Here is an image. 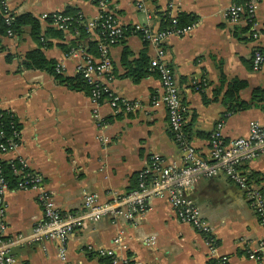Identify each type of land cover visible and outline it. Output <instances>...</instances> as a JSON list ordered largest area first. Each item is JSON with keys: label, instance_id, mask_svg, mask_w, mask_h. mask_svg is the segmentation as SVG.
Returning a JSON list of instances; mask_svg holds the SVG:
<instances>
[{"label": "crops", "instance_id": "1", "mask_svg": "<svg viewBox=\"0 0 264 264\" xmlns=\"http://www.w3.org/2000/svg\"><path fill=\"white\" fill-rule=\"evenodd\" d=\"M136 1L110 0L109 9L121 25L147 24L158 31L163 13L194 18L196 24L188 34L168 37L163 48L185 108V134L199 157L208 159L209 140L219 124L224 141L246 136L252 122L264 126V102L230 114L223 98L232 80L247 85L238 94L241 102L249 103L255 89L264 90V67L252 70V56L256 50L264 51V40H253L245 22L232 24L223 16L236 0H141L149 20L136 8ZM6 4L15 16L27 13L37 19L43 41L33 40L28 26L12 37L0 33V110L5 117L13 116L19 134L17 149L0 156L1 162L24 160L28 172L43 180L62 214L79 213L84 193L95 194L101 204L110 202L111 194L129 193L152 157L165 165H184L165 108L151 104L152 97L160 95L158 75L149 69L137 83L124 77L125 50L128 62L135 64L143 55L149 64L154 48L136 35L110 48L111 77L98 78L99 82L120 100L140 105L133 112H114L108 101L96 104L90 94L68 89L45 71L23 68L25 55L40 49L62 68L63 76L74 77L82 56L66 54L63 47L75 36L44 34L53 27L41 16L69 7L92 18L98 11L95 4L91 0H6ZM256 5L255 24L262 29L264 0H256ZM87 38L98 43L94 33ZM73 49L85 52L83 47ZM89 55L93 62L98 56ZM240 170L247 179L257 175L249 181L264 195V156L244 163ZM14 176L18 183L5 197L6 239L29 235L43 219L37 192L21 189L20 176ZM187 197L207 221L218 253L228 256L231 264H253L248 253L264 243V226L249 207L246 193L219 175L199 179ZM147 208L134 221L104 218L76 229L66 241L64 259L53 241L15 244L11 253L17 264H107L108 252L116 261L129 259V264H213L203 238L177 219L166 199H152ZM258 256L264 264V250Z\"/></svg>", "mask_w": 264, "mask_h": 264}, {"label": "built area", "instance_id": "2", "mask_svg": "<svg viewBox=\"0 0 264 264\" xmlns=\"http://www.w3.org/2000/svg\"><path fill=\"white\" fill-rule=\"evenodd\" d=\"M97 14L86 18L81 13L76 21L87 33H94L97 37L98 56L93 62L92 57L81 49H71L70 55H81L83 63L77 66L80 74L87 84L91 86L90 98L100 104L108 101L114 112H133L139 108L136 101L120 100L112 94L107 86L101 84L98 78L110 79L112 64L109 50L121 43L126 36L136 35L145 44L154 48L155 55L149 61L150 71L156 73L160 82V95L152 97V106L162 105L165 108L169 130L173 139L183 152L184 165H165L158 157H152L149 165L137 176L136 188L129 193L118 196L111 194L108 203L101 204L98 197L92 193L83 194L82 210L75 214H62L54 206L53 200L43 187V180L30 174L24 160L18 159L9 162L14 175L21 178V189H33L38 194V201L43 211V219L37 223L29 235H17L13 239L5 238V216L7 210L6 193L9 189L8 181L3 174L0 161V264H17L16 258L11 253V246L24 243L53 241L59 245V254L64 259L66 241L76 229L87 224L95 223L104 218L112 222L124 220L134 221L138 216L145 214L147 205L152 199H166L173 208L177 219L192 228L203 238L208 247L213 264H231L226 255L218 253V246L211 236L207 221L201 216L198 207L187 197V193L201 178H214L223 175L230 182L243 190L248 199V205L254 212L259 223L264 226V195L241 172V166L264 156V126L258 122L249 125L247 135L224 141L221 134V125L213 132L209 140L208 159L199 157L186 137L184 130L185 108L182 106L179 89L171 67L164 61L165 51L163 44L170 36H184L195 26V22L188 26H179L172 15L167 28L154 31L147 24H136L132 27L121 25L113 12L109 9L110 0H91ZM135 6L150 19L149 13L144 9L142 1L137 0ZM256 0H246L243 3L232 4L224 11V18L232 24L245 22L253 40H264V27L259 29L255 24ZM0 12L4 23L10 26L13 19L9 12L6 0L0 3ZM63 33H70L69 27L73 18L63 16L61 13L44 14L41 19ZM97 30V31H96ZM71 34V33H70ZM8 37L14 36L9 29ZM41 41L43 39L41 38ZM264 67V55L256 50L252 56V70L260 71ZM56 72L61 74L62 68L57 65ZM104 96V97H103ZM8 119L9 134H5L4 120ZM13 116L5 117L0 110V156L14 152L19 145V134L14 126ZM103 126V124H101ZM253 185V186H252ZM118 241V240H117ZM264 250V243H260L257 250L249 252L248 258L253 264H263L258 252ZM111 258V264H129V259L123 258L116 261L111 252L106 253Z\"/></svg>", "mask_w": 264, "mask_h": 264}, {"label": "trees", "instance_id": "3", "mask_svg": "<svg viewBox=\"0 0 264 264\" xmlns=\"http://www.w3.org/2000/svg\"><path fill=\"white\" fill-rule=\"evenodd\" d=\"M246 0H236V3H243ZM80 12L67 7L61 14L63 16H68L73 18V23L69 27V32L75 36V39L71 41L69 46L63 47L66 54L70 53V50L76 47L85 48V52L96 56L98 54V46L96 42L88 40L89 33H87L84 29V26L77 22H74L78 18V14ZM12 21L10 26L5 25L4 19L0 12V33L2 35H6L7 30H11L13 34H17L24 26H28L30 28V34L33 40L39 42L41 39V26L37 19L32 17L30 14H21L15 16L12 14ZM48 22H50V17L47 18ZM177 24L179 26H188L194 22V18L186 14L177 15ZM170 24V18L167 13H163L160 16V26L162 29L167 28ZM97 31V30H96ZM44 34H51L54 37H61V31L56 30L55 28H48ZM264 55V51H261ZM129 56V52L127 50L124 51L123 54V65L126 68V73L124 77L131 79L134 83L139 82L142 78H144L149 72V64L146 58L142 55L141 58L132 64L127 61V57ZM57 64L53 60H48L43 52L40 49H35L29 53H27L24 57L23 68L25 69H35L45 71L47 74L51 75L56 81L60 84L64 85L70 90L73 91H81L87 94L91 92V86L85 82L80 74H76L74 77H65L62 74L56 72ZM246 83L239 80H232L227 84L226 91L224 93L225 105L227 107V113L233 114L240 111H244L249 109L250 107L263 103L264 102V90L255 89L252 92L251 101L249 103L239 101L238 94L239 92L246 88ZM104 97V96H103ZM7 116V115H4ZM4 130L5 134H9V125L8 119H5L4 122ZM185 130V129H184ZM3 174L8 181L9 188L15 187L17 185V178L14 176L13 169L10 164L4 162L2 163ZM249 178L256 180L257 175L252 174L249 175ZM248 178V180H250ZM137 184V180L135 182ZM107 264H111V258L105 259Z\"/></svg>", "mask_w": 264, "mask_h": 264}]
</instances>
